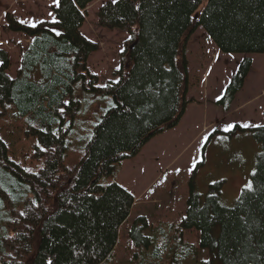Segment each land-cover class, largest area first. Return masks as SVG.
I'll use <instances>...</instances> for the list:
<instances>
[{"label": "trees", "instance_id": "16d2710c", "mask_svg": "<svg viewBox=\"0 0 264 264\" xmlns=\"http://www.w3.org/2000/svg\"><path fill=\"white\" fill-rule=\"evenodd\" d=\"M93 1L60 0L52 6L58 24L44 19L32 27L4 14L8 28L31 39L14 76L9 51L0 48V122H21L36 164L13 158L0 125V264H109L135 203L116 180L120 166L177 126L193 100L186 99L190 36L202 25L224 52H264V0H106L97 24L131 39L118 82L99 85L87 64L99 43L82 31ZM252 66L244 58L216 101L225 111ZM83 112L94 116L92 135L80 161L68 166V135ZM252 129L261 142L252 188L230 206L219 195L204 205L196 194L189 199L182 224L196 226L201 245L221 262L196 264H264V128ZM105 177L113 181L103 184Z\"/></svg>", "mask_w": 264, "mask_h": 264}, {"label": "rangeland", "instance_id": "374dc122", "mask_svg": "<svg viewBox=\"0 0 264 264\" xmlns=\"http://www.w3.org/2000/svg\"><path fill=\"white\" fill-rule=\"evenodd\" d=\"M104 1L89 4L82 27L88 38L99 43L87 63L100 77L99 85L120 79L116 70L122 65L121 55L130 35L97 24V10ZM54 5L53 0H0V48L9 51L12 76L20 64V52L31 38L8 28L4 14L13 12L19 20L31 25L33 21L52 19ZM203 6L204 3L196 14ZM185 47L189 61L186 99L193 100L177 126L151 138L138 155L124 160L120 166L118 180L130 186L135 203L118 231L119 241L109 264H196L213 258L221 263L213 249L201 245L199 229L182 224L188 215L189 199L196 194L204 205L210 196L219 195L222 204L230 206L245 185L252 184L261 142L252 127L242 125H264V52H224L202 25ZM246 57L253 59V66L231 109L225 111L216 103L217 97H222ZM228 124L236 127L224 131ZM0 125L13 158L35 165L30 159L34 140L22 132L21 122L5 119ZM93 127L92 112L91 115L83 112L76 120L68 135L65 155L68 166H75L85 154ZM208 133L211 136L203 144ZM201 155L203 162L189 172L193 157ZM101 180L103 184L113 181L111 177Z\"/></svg>", "mask_w": 264, "mask_h": 264}, {"label": "snow or ice", "instance_id": "6c2138e0", "mask_svg": "<svg viewBox=\"0 0 264 264\" xmlns=\"http://www.w3.org/2000/svg\"><path fill=\"white\" fill-rule=\"evenodd\" d=\"M111 2H112L113 4H117V3H119V0H111ZM53 3L55 4V6H56L57 8L60 7V0H53ZM73 3H75V0H73ZM49 15L52 16V13H49ZM52 22H53V23H56V24L60 23V21H59V20H56L55 17L52 18ZM21 23H25V21H21ZM41 23H43V22H41ZM31 26H32V27H36V26H37V23H36L35 21H33V22L31 23ZM56 34H57V35H61V33H60L59 31H57ZM129 39H131V37H129ZM122 51H123V49H122ZM2 64H3V61H0V65H2ZM10 78H11V77H10ZM117 82H118V81H117ZM103 86H106V85H103ZM220 98H221V97H217V99H220ZM65 103H67V101H65ZM61 111H63V109H61ZM235 127H236L235 124H228V125L224 128V131H231V130H232L233 128H235ZM242 127H244V128H249V127H252V128H264V125H261V124L244 123V124L242 125ZM213 131H215V129H213ZM209 136H211V133H208V134H206V135L203 137V140H202V143H203V144H206V143L208 142ZM202 162H203V156H202V155L199 156L198 158H197V157H193V166H192V168L189 169V172H191V171L194 170L196 164H198V163H202ZM178 171H179V170H178ZM253 175H255V173H253ZM245 187L248 188V189H251V188H252V184H251V183H248L247 185H245ZM48 264H52V262H51V261H48ZM205 264H207V261L205 262Z\"/></svg>", "mask_w": 264, "mask_h": 264}, {"label": "crops", "instance_id": "0c3cea01", "mask_svg": "<svg viewBox=\"0 0 264 264\" xmlns=\"http://www.w3.org/2000/svg\"><path fill=\"white\" fill-rule=\"evenodd\" d=\"M122 168V167H121ZM121 172V171H120ZM120 174V173H119ZM119 179V175H118V177H117V179L116 180H118ZM118 182H120V183H122L123 185H125L127 188H129L130 189V186H127V184H125V183H123L122 181H120V180H118Z\"/></svg>", "mask_w": 264, "mask_h": 264}]
</instances>
